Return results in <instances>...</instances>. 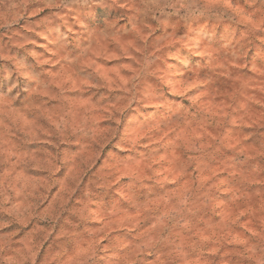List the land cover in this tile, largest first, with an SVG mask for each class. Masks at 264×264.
Here are the masks:
<instances>
[{
  "label": "clouds",
  "instance_id": "obj_1",
  "mask_svg": "<svg viewBox=\"0 0 264 264\" xmlns=\"http://www.w3.org/2000/svg\"><path fill=\"white\" fill-rule=\"evenodd\" d=\"M0 264H264V0H0Z\"/></svg>",
  "mask_w": 264,
  "mask_h": 264
}]
</instances>
